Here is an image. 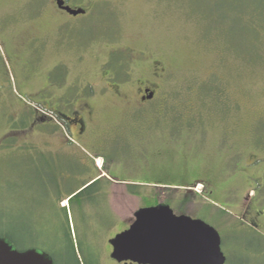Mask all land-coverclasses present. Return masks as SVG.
<instances>
[{"label": "rangeland", "instance_id": "1", "mask_svg": "<svg viewBox=\"0 0 264 264\" xmlns=\"http://www.w3.org/2000/svg\"><path fill=\"white\" fill-rule=\"evenodd\" d=\"M68 3L87 14L0 0V237L106 242L125 228L112 183L135 180L154 184L127 209L167 205L218 232L225 264H264V227L243 216L264 212V0ZM140 82L160 86L142 106Z\"/></svg>", "mask_w": 264, "mask_h": 264}, {"label": "water", "instance_id": "2", "mask_svg": "<svg viewBox=\"0 0 264 264\" xmlns=\"http://www.w3.org/2000/svg\"><path fill=\"white\" fill-rule=\"evenodd\" d=\"M58 6L71 16L83 9ZM112 257L138 264H225L218 232L201 220L176 215L167 205L140 209L130 229L112 240ZM0 264H52L34 250L17 251L0 239Z\"/></svg>", "mask_w": 264, "mask_h": 264}, {"label": "flooded vegetation", "instance_id": "3", "mask_svg": "<svg viewBox=\"0 0 264 264\" xmlns=\"http://www.w3.org/2000/svg\"><path fill=\"white\" fill-rule=\"evenodd\" d=\"M62 1L64 2L63 7H70L72 9H82V8L71 7L68 3L69 0H62ZM51 2H52V7L56 12L67 13V11H65L63 8H60L58 6L57 0H51ZM83 10H85L86 13L84 15L76 16L75 18L85 16L88 11L86 9H83ZM135 86H136L135 89L138 90L137 91L138 93L136 94L137 104H140L141 106L144 105L146 102L154 101L158 95L157 89L160 90V86H158V84H155V83L148 85L146 83L140 82L139 84L136 83ZM56 114L58 116H62L67 121V128L71 134H73V129L71 128V124L76 125L77 127L81 126L80 133H81V136L85 138L84 134H85L86 126L81 119L76 118L75 113L72 117L60 114L58 112H56ZM198 183L204 184L205 182L204 183L198 182ZM211 194L212 193L209 191L208 195H211ZM63 202L64 201H60L59 205H61ZM250 212L253 213V215L255 216V218L252 219L253 225L258 228L259 227L263 228L264 224L263 225L260 224V221L264 220V212L260 210L259 206H256V207L248 206L247 209L245 210V213L243 214L244 218L249 216ZM134 221L135 220H132L127 225V227L122 229L120 232L115 233L113 237H111L106 242H98L95 244H84V245L74 242V241L64 242L60 244L63 248H59V247L56 248V252L54 251L49 252L46 249V246L42 247V245L39 244L25 251L34 250L38 254L42 255L48 262H51L52 264H138L131 260L118 261L112 257V254L114 252V246H113L112 240L117 235L129 230L131 225L134 223ZM65 236L69 238V235L66 231H65ZM70 236L72 237V234H70ZM83 247L85 248L82 249ZM58 255H60V257H58ZM63 255H64V258H62ZM58 258H61V260H58Z\"/></svg>", "mask_w": 264, "mask_h": 264}, {"label": "crops", "instance_id": "4", "mask_svg": "<svg viewBox=\"0 0 264 264\" xmlns=\"http://www.w3.org/2000/svg\"><path fill=\"white\" fill-rule=\"evenodd\" d=\"M1 49L3 50V47L0 45ZM7 57V55H6ZM7 64L9 66L8 63V58H7ZM57 109V108H56ZM56 109H52L50 108V110H52L53 112H58L56 111ZM60 114H63L62 112H58ZM65 138L71 143L74 142L73 139H71L69 136H66L65 134ZM102 175H105V182L107 181L108 183L113 182V180L111 179V177L109 175H107L105 172H102ZM93 181V180H92ZM91 181L85 182L82 185H88ZM122 183H116L115 181L112 184H123V185H135L138 186V188H141L142 185L141 184H154V183H145L143 181H135V180H123L121 181ZM131 183V184H129ZM156 185H167V184H163V183H159ZM119 186V185H118ZM176 186H181V185H176ZM116 185H112L111 186V192H110V196H109V200H108V205L110 206V212H112V215L118 218V227L120 228H124L127 227V225L132 221L135 220V214L139 211H137L138 206H136V208L129 210L127 209V207L130 204V200H132L131 197H136V196H130L128 194V192L126 193V195H120L119 193H116V189H115ZM182 187V186H181ZM63 205H67V200H65L63 202ZM126 209V210H125Z\"/></svg>", "mask_w": 264, "mask_h": 264}, {"label": "trees", "instance_id": "5", "mask_svg": "<svg viewBox=\"0 0 264 264\" xmlns=\"http://www.w3.org/2000/svg\"><path fill=\"white\" fill-rule=\"evenodd\" d=\"M92 182V181H91ZM86 186V185H85ZM85 186H83V187H85ZM93 186V185H92ZM91 186V187H92ZM90 188V187H89ZM134 188H138V186H135V185H128V187H127V192H128V194H130V195H133V196H138V193H137V191H136V189H134ZM74 194V193H73ZM72 194V195H73ZM0 239H4V238H1L0 237ZM10 245H12V242L10 241V240H7V239H5Z\"/></svg>", "mask_w": 264, "mask_h": 264}]
</instances>
